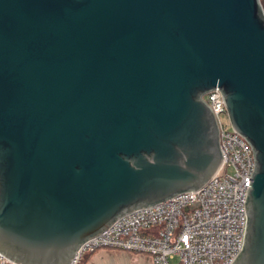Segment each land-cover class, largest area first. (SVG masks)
Instances as JSON below:
<instances>
[{
	"label": "water",
	"instance_id": "water-1",
	"mask_svg": "<svg viewBox=\"0 0 264 264\" xmlns=\"http://www.w3.org/2000/svg\"><path fill=\"white\" fill-rule=\"evenodd\" d=\"M216 88L255 158L232 264H264L261 0H0V252L72 264L204 186L224 160Z\"/></svg>",
	"mask_w": 264,
	"mask_h": 264
},
{
	"label": "built area",
	"instance_id": "built-area-1",
	"mask_svg": "<svg viewBox=\"0 0 264 264\" xmlns=\"http://www.w3.org/2000/svg\"><path fill=\"white\" fill-rule=\"evenodd\" d=\"M204 99L220 128L224 160L201 188L118 218L89 239L72 264L87 252L112 248L140 252L152 264H232L243 249L247 226L246 201L255 168L251 144L233 127L219 88ZM0 264H19L0 252Z\"/></svg>",
	"mask_w": 264,
	"mask_h": 264
},
{
	"label": "rangeland",
	"instance_id": "rangeland-1",
	"mask_svg": "<svg viewBox=\"0 0 264 264\" xmlns=\"http://www.w3.org/2000/svg\"><path fill=\"white\" fill-rule=\"evenodd\" d=\"M145 259L146 255L140 252L100 248L96 252L85 253L81 264H147ZM171 264H179V260L174 259Z\"/></svg>",
	"mask_w": 264,
	"mask_h": 264
},
{
	"label": "crops",
	"instance_id": "crops-1",
	"mask_svg": "<svg viewBox=\"0 0 264 264\" xmlns=\"http://www.w3.org/2000/svg\"><path fill=\"white\" fill-rule=\"evenodd\" d=\"M96 252V251H95ZM146 263L147 264H152V262H151V258L148 256V255H146Z\"/></svg>",
	"mask_w": 264,
	"mask_h": 264
},
{
	"label": "trees",
	"instance_id": "trees-1",
	"mask_svg": "<svg viewBox=\"0 0 264 264\" xmlns=\"http://www.w3.org/2000/svg\"><path fill=\"white\" fill-rule=\"evenodd\" d=\"M261 3H262V6H263V8H264V0H261Z\"/></svg>",
	"mask_w": 264,
	"mask_h": 264
}]
</instances>
